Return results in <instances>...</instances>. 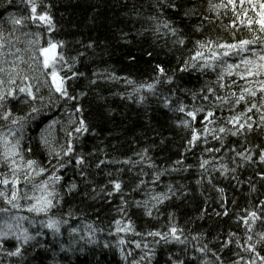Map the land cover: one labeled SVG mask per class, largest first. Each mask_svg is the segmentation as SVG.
Segmentation results:
<instances>
[{
	"label": "snow or ice",
	"instance_id": "6c2138e0",
	"mask_svg": "<svg viewBox=\"0 0 264 264\" xmlns=\"http://www.w3.org/2000/svg\"><path fill=\"white\" fill-rule=\"evenodd\" d=\"M15 3L16 0H5V11ZM20 3L24 5V14L0 16V264H34L38 260L43 264L42 254L46 253H51L49 264H59V254L68 256L76 251H84L81 241L86 245L97 243L93 234L103 229L88 224V235L81 234L80 228L72 224L73 220H79L76 211L71 206L65 209L68 204L66 198L76 195L92 200L100 198L109 203L111 198L119 197L116 212L120 219L113 220L115 233L109 231L108 234L124 232L141 237V240L131 242L124 238L117 239L115 247L123 264H160L158 255L165 249L163 264H264V200H259L251 209L245 208L244 215L239 216L238 223L244 227L242 237L229 232L227 238L217 236L215 241L209 240L204 233L189 238L183 228L171 223V213L167 231L136 230L130 210L135 208L149 218H153L155 211L156 218H159L161 206L166 202L188 195L184 185L171 183L165 191H156L161 178L171 173L189 171L192 166H185L183 159H177L172 166L161 168L149 155L148 148L135 153L139 157L137 160L110 159L103 149L83 151V137L91 132V127L79 101L87 93H76L73 85L85 76L78 65L86 51L71 55L66 42L54 38L57 28L51 14L53 5L44 0H20ZM245 3L247 10L243 7ZM206 4L207 7L203 8L197 0H156L155 4L149 5L152 13L145 18L152 27L144 31L170 35L177 48L192 44L189 49L191 55L182 61L183 67L178 69L180 72H216V83L220 89L231 90L237 86L236 80L231 84L221 83L226 77L233 76L246 83L251 78L256 81V87L238 86V93L230 91L229 95L224 96L217 88L210 86L199 91L184 90L185 97H190V103L186 104L175 95L180 89L168 87L167 94L162 90L165 85H174L175 78L161 64L155 65L156 76L148 83L136 85L126 77L118 78L105 72H93L95 79L89 83L95 85L100 79H123L125 84L132 87V92L121 94V99L144 104L151 96L169 112L180 114L177 127L189 133L185 151L191 152L202 144L205 146L203 152L211 156V159L199 160L198 166L202 171L197 185L207 178V182L215 188L213 172L223 179L243 185L245 181L240 180V173L248 169H252L258 181L264 183V142L249 146L248 140L250 136L264 134V0H227V4L206 0ZM229 6L237 17L246 18L249 31L256 32L251 39H239L232 43L212 39L190 40L184 27H177L171 19L172 15H176L181 24L198 19L200 24L193 26L191 31L202 33L204 21L211 22L205 12L219 16L217 9ZM248 11L252 12L251 17H248ZM232 26L235 27V21ZM233 36L235 39V34ZM253 45H259L260 50L256 51L251 47ZM84 47L89 49L93 45ZM250 51L255 59L246 55ZM233 55L240 57L239 63H228L225 59ZM130 59L134 61L136 58L132 56ZM241 65H244L242 72L234 71ZM18 105L26 106L27 111L23 114L14 111ZM241 105L244 108L237 111ZM61 106L68 112L66 122L51 119L43 127L37 125L39 132L34 139L45 154V163L35 158L33 138L28 137L27 133L46 109ZM225 106L229 115L219 116ZM256 113L260 114L258 121L253 119ZM229 137L237 139L230 144ZM240 138H243V142ZM210 140L215 141L216 145L209 147ZM100 152H103L104 158H98ZM220 153L223 154L217 160ZM90 157L97 159L93 161ZM116 164L127 165L129 170L139 167L131 192L125 191L126 183L121 178L124 168L103 172L108 165ZM145 168L151 171L146 172ZM68 171H72L79 180H66ZM101 172L106 182L97 183L94 177ZM143 176H150L151 179L146 181ZM246 183L249 194L257 191V181L252 176L248 177ZM149 184L152 186L150 189ZM216 190L221 194L222 211L215 215L226 217L229 211L223 198L224 189ZM137 192H142L145 198H127ZM65 232L67 241L63 239ZM49 236L51 239H46ZM147 237L152 238L151 243L146 242ZM213 244L216 246H210ZM233 245L238 251H232ZM104 247L112 245L105 243ZM229 252L232 256L226 257Z\"/></svg>",
	"mask_w": 264,
	"mask_h": 264
},
{
	"label": "trees",
	"instance_id": "16d2710c",
	"mask_svg": "<svg viewBox=\"0 0 264 264\" xmlns=\"http://www.w3.org/2000/svg\"><path fill=\"white\" fill-rule=\"evenodd\" d=\"M44 2L53 5L51 14L57 28L54 38L65 41L71 55H76L77 51H86V55L80 58L78 65L79 71L84 72L85 76L73 85L76 93H87L80 99L79 105L83 107V114L89 122L91 132L83 137L82 150L88 152L103 149L110 159L132 158L137 160L139 157L135 153L148 148L149 155L161 168L172 166L177 159H183L185 166H192L189 171L171 173L161 178L160 186L156 188V191H165L166 186L171 183L176 186L184 185V191L188 195L166 202L161 206L159 218H156L155 211H153V218H149L135 208L130 210L136 230L140 232L167 231L171 213L173 214L171 223L183 228L185 235L189 238L192 235L204 233L209 240L215 241L217 236L220 239L227 238L229 232H235L242 237L244 227L242 223H238L239 216L244 215L245 208L251 209L259 200H264V183L258 181L253 170L241 171L240 180L245 181L243 185H238L233 180L223 179L215 172L212 173L215 188L207 182V178L197 185L196 181L200 179L199 173L202 171L198 166L199 160L201 158L211 159V156L203 152L205 146L202 144L191 152L185 151L189 133L187 130L177 127L180 114L169 112L161 106L156 98L151 96L144 104H138L134 100L121 99V94L127 95L132 92V87L125 84L123 79L114 81L100 79L95 85L89 83L90 80L95 79L93 72L115 74L118 78L126 77L134 81L136 85L148 83L156 76L155 65L161 64L168 74L175 78L174 85H165L162 90L167 94L168 87L180 89L175 95L186 104L190 103V97H185L184 90L199 91L209 86V80L203 73L195 70L186 72L178 70L183 67L182 61L191 55L189 51L192 48L191 43L186 48H177L173 45V38L170 35H157L152 31H144L152 27L151 22L145 18L152 13L149 5L155 4L156 0H44ZM4 3L3 0H0V16H6L8 13L24 14V12L17 11L19 7L16 8L20 4V0H16V6H8L7 11H5ZM197 3L202 4L203 8L207 7L206 0H197ZM213 3L227 4V0H213ZM243 7L247 10V3ZM217 11L219 16L205 12V15L210 16L211 22L204 21L202 33L191 31L193 26L200 24L198 19L186 21L185 24H181L176 15H172L171 19L176 22L177 27H184L190 40L212 39L218 42L232 43L239 39H251L256 35L255 31H249L246 26V18L244 16L237 17L230 6L217 9ZM251 16L252 12L248 11V17ZM233 21H235V27L232 26ZM241 21L244 23L242 24ZM125 34L127 35L125 36ZM233 34H235V39ZM88 44H92L93 47L85 49L84 46ZM251 47L256 51L260 50L259 45ZM246 55L255 59L252 57L251 51ZM132 56L136 58L134 61L130 59ZM225 59L228 63H239L240 57L233 55ZM243 69L244 65H241L234 71L242 72ZM248 80L249 83L245 81L246 85L256 87L253 85L256 81L251 78ZM227 110L228 108L225 106L223 111L219 112V116H225L224 113ZM14 111L23 114L27 111V107L18 105ZM67 117L68 112L63 106L49 107L31 126L27 136L33 138L32 146L36 159L47 162L43 150L38 147L37 141L34 139L39 132L37 125L43 127L51 119L66 122ZM253 119L258 121L257 113ZM197 127L199 128L200 125L197 124ZM93 133L95 134L93 135ZM236 139L229 137L228 142L231 144ZM162 140L163 143H161ZM240 140L243 142V138ZM248 140L249 146L264 142V134L250 136ZM214 145L216 142L210 140L208 146ZM222 154H217V160ZM228 155L231 156V153ZM98 158H104L103 152L98 153ZM90 159L95 161L97 157H90ZM118 168L125 169L121 178L126 183L125 191L131 192V187L140 171L139 167L129 170L127 165H108L103 169V172H115ZM144 171L150 172L151 170L145 168ZM103 172L94 177L97 183L106 182ZM249 176L257 181V191L251 194H249L246 183ZM70 178L79 180V177L75 176L72 171H68L65 174V179ZM142 178L146 181L151 179L150 176ZM151 187L149 184L148 189ZM219 188L224 189L223 198L229 211V215L226 217L215 215L216 212L222 211L221 194L216 190ZM127 198L141 200L145 197L142 192H137L131 193ZM66 199L68 204L65 205V209L71 206L79 216V220H73L72 224L80 228L81 234L88 235L86 228L88 224H93L97 229H103V231L93 234V238L97 241L95 244L86 245L81 241L83 252L76 251L68 256L59 254L57 257L59 264H123L119 251L115 248L117 239L124 238L131 242L141 240V237H133L131 233L121 232L117 238L113 239L105 233L111 223L114 224V219H120L116 212V206L120 202L119 197L111 198V203L100 198L87 199L83 195ZM256 227L259 230V221H257ZM67 238V232H65L63 239L67 241ZM46 239L50 240L51 236ZM146 242L151 243L152 238L147 237ZM105 243L112 247L105 248ZM210 246L215 247L216 245ZM132 247L134 248V245ZM176 247L179 248V246ZM232 251H238L235 245L232 246ZM231 254V252L226 253V257L232 256ZM165 255L166 249L159 253L160 264H163ZM42 258L43 264H49L51 253L42 254ZM34 264H40V261L38 260Z\"/></svg>",
	"mask_w": 264,
	"mask_h": 264
},
{
	"label": "bare ground",
	"instance_id": "6f19581e",
	"mask_svg": "<svg viewBox=\"0 0 264 264\" xmlns=\"http://www.w3.org/2000/svg\"><path fill=\"white\" fill-rule=\"evenodd\" d=\"M5 2V0H3ZM23 4L20 3L19 5L16 6V4H14L13 6H16L19 7L18 8V12H25L24 10V6H22ZM241 24V23H240ZM239 24V25H240ZM23 39V37H22ZM192 71V70H191ZM194 71V70H193ZM195 71H198V70H195ZM219 71V69H218ZM200 72V71H199ZM202 73V72H201ZM206 77H207V80H209V86L210 87H215L217 88V91L220 93V95L224 96V95H229L230 94V91H236L237 93L239 92V87L238 86H250L251 85H246L245 84V80H241L238 76H233V77H226L225 81H222L221 83H228V84H231L233 80H236V85L237 86H233L231 88V90H228V89H220L218 87V84L216 83V80H217V73L216 72H212V71H207V72H204L203 73ZM238 80V81H237ZM254 86H257V83L255 82V84H253ZM208 86V87H209ZM244 107V105H241L239 109H237V111H240L242 108ZM226 113V114H225ZM224 113L225 116H228L229 115V112L228 110ZM259 113H257V117L259 119ZM109 231H112L113 233H115V225L111 223V225L109 226V229L105 231V233L108 235ZM100 234V233H99ZM120 234V233H119ZM119 234H114V235H110L109 238H117V235L119 236ZM101 235V234H100ZM116 248V247H115ZM232 255V254H231ZM232 258H235L234 256Z\"/></svg>",
	"mask_w": 264,
	"mask_h": 264
}]
</instances>
